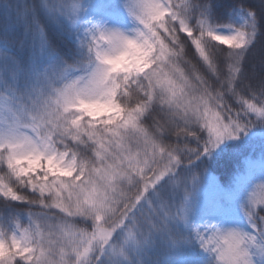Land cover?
<instances>
[{"label": "snow or ice", "instance_id": "6c2138e0", "mask_svg": "<svg viewBox=\"0 0 264 264\" xmlns=\"http://www.w3.org/2000/svg\"><path fill=\"white\" fill-rule=\"evenodd\" d=\"M125 6L138 25L134 34L94 35L88 73L60 87L53 82L26 124L0 131V164L16 181L0 177V195L63 214L59 222L0 231V264H132L130 243L161 231L177 239L170 221L187 220V203L173 211L159 190L149 199L162 179L174 176L187 200L200 173L177 175L182 167L264 125V76H241L244 52L264 30V11L249 9L250 20L225 35L207 18L189 24L187 0ZM213 42L228 51L221 55ZM255 193L244 206L254 233L196 230L217 264H264V226L256 222L264 197ZM77 217L90 223L80 226Z\"/></svg>", "mask_w": 264, "mask_h": 264}, {"label": "trees", "instance_id": "16d2710c", "mask_svg": "<svg viewBox=\"0 0 264 264\" xmlns=\"http://www.w3.org/2000/svg\"><path fill=\"white\" fill-rule=\"evenodd\" d=\"M74 1L83 4L88 14L77 29L64 21L54 25L53 20L41 14L39 8L43 0H0V131L14 122L22 125L35 114H30L28 108L11 97L13 91L20 94L22 90L15 82L16 76L24 79L53 67L60 70L92 63L94 54L89 52V45L93 36L100 31L113 30L105 16L111 17L116 29L125 34H134L138 27L125 6L130 0ZM187 3L190 5L187 10L189 24L196 26L199 19L207 18L217 32L225 35L250 20L249 9L258 13L264 11V0H187ZM213 44L221 55L228 51L224 45ZM241 76L244 80H259L264 76V30L244 52ZM38 97L34 112L39 110L45 95L38 91ZM79 150L88 153L83 145ZM192 172L200 173L196 185H203L212 178L222 191L213 195L186 225L171 224L170 229L177 239L164 231L161 236L153 233L146 241L142 239L139 245L130 243L128 253L132 264H217L215 256L195 240L197 229L208 232L215 226L221 230L235 228L255 232L244 206L248 205L254 191L258 198L264 197V191L257 187L264 184V125L257 123L238 139L225 141L211 156H203L194 164L182 167L177 175L187 176ZM0 177L15 186V178L6 164H0ZM173 179L174 176H167L157 188ZM18 190L29 199L34 198L30 190ZM62 215L56 209H44L27 200L13 201L0 195V231L8 235L17 230V225L28 227L36 221L59 222ZM73 222L80 226L90 223L79 217L73 218ZM256 222L264 226V206L257 208ZM171 244L176 245L173 248ZM254 259L259 261L261 257Z\"/></svg>", "mask_w": 264, "mask_h": 264}, {"label": "rangeland", "instance_id": "374dc122", "mask_svg": "<svg viewBox=\"0 0 264 264\" xmlns=\"http://www.w3.org/2000/svg\"><path fill=\"white\" fill-rule=\"evenodd\" d=\"M39 12L41 14H45L47 19L50 18L53 20L54 25H57L60 21H64L73 29H77L83 25V17L85 18V15L87 14L84 9V5L74 0H43V3L39 8ZM104 18L109 20L108 23L112 25L111 28H113V30H117V26L113 23V19L111 17L105 16ZM90 64L92 63L88 62L84 63L79 68H63L60 70L53 67L46 70L42 74H31L24 79H20L19 76H16L15 82L20 84L22 90L20 91V94L13 91V93H11V97L22 104L25 108H28L31 111L30 114L35 113L34 108L40 100L38 97V91H42L45 97L51 95V85L53 82L56 87H60L63 83L68 82L69 80L84 76L88 73ZM65 69H69V71L65 73ZM82 71L85 72L81 73ZM27 122L28 121H23L22 126ZM24 131L29 134L30 128H24ZM165 178H163L162 181ZM172 181H169L170 183L153 190L151 196L149 197V199L154 198L155 191L159 190L166 198L169 208L173 211L179 209L182 205L187 203V220H181L178 222L170 221V228L172 223H177L180 226L186 225L213 195L222 191V187L219 183L210 178L207 179V182L203 185H196L194 188L189 185L192 194L186 200L183 188L174 187ZM163 232L164 231L158 232L159 236H161ZM171 245L174 248L176 244Z\"/></svg>", "mask_w": 264, "mask_h": 264}]
</instances>
